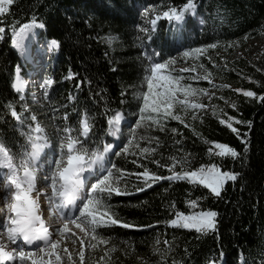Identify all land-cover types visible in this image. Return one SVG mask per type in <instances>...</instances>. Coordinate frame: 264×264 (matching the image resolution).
Listing matches in <instances>:
<instances>
[{"label":"snow or ice","instance_id":"1","mask_svg":"<svg viewBox=\"0 0 264 264\" xmlns=\"http://www.w3.org/2000/svg\"><path fill=\"white\" fill-rule=\"evenodd\" d=\"M13 3L14 0H0V16L9 12ZM166 7L167 10L148 21L150 27L142 26L139 32L150 39V32L155 29L158 20L164 18L179 24L185 20L186 14L195 15L197 6L195 0H187L179 8ZM17 24L19 22L12 25L11 43L24 55L25 41L30 34L35 35L36 29L44 28V24L38 23L35 15L31 22L19 27ZM4 33L5 28L0 26V40L4 39ZM137 39L143 48L146 67L142 75L143 83L133 89L131 96V100L136 103L134 111L129 115L137 117L132 124L125 123L122 126V122L126 120L125 114L118 109L106 108L103 114L107 116L105 129L103 122L90 114L91 110L81 112L76 105H72L71 110L65 106L62 113L51 117V124H45L43 120L49 119L47 113L43 119L38 118L23 94L19 95V111L17 102H8L3 106L5 115L10 114L14 118V129L23 138V143H7L0 133V264H112L111 253L121 249L117 247L118 242L113 241L111 230L116 226L124 229L139 227L122 220L112 203L114 197L133 194L129 191L130 177L134 176L140 182L135 187L136 192L152 188L161 180L186 181L209 189L217 198L221 196L228 182L237 181L239 173L222 171L215 163L192 169L190 154L170 155L166 163H161L163 155L161 154V159H156L155 147L142 146V142L163 146L159 136L151 135L153 130L170 136H182L177 127H169L170 121H177L199 135L195 126L187 121L200 119L203 123V116L198 114L206 111L208 104L195 102L193 98L208 97L211 101L214 93L207 88L193 87L186 81L204 80L212 84V73L201 61L207 59L215 67L209 50L216 49L219 45L212 43L205 48L185 51L183 59L192 61V64L177 71L174 67L177 64L175 58H165L155 49L149 51L143 38L138 36ZM107 42L111 44L113 39L109 37ZM236 43L230 42L227 48ZM51 45L53 48L59 47L56 40L51 41ZM198 68L207 74L188 77L183 75L196 72ZM53 84L52 79L44 81L42 87L45 89V97L48 95L47 89ZM219 87L228 85H213V88ZM12 88L16 93L24 92L25 83L21 79L19 67L15 69V83ZM234 91L242 92L243 97L264 103V95H258L255 91ZM121 95L125 99L120 103L124 104L128 98L124 92ZM128 107L133 105L129 102ZM231 107L237 108V104L232 103ZM219 123L240 138L244 145L243 151L247 154V133L242 136L234 124L247 123L251 129V121L228 117L220 119ZM123 127L128 128L127 133L123 131ZM109 137L110 140L106 139ZM182 142L180 139L175 141L177 145ZM204 143L208 141L205 140ZM214 149L217 151L214 152L213 147H209V156L236 160L241 155L226 143L214 142ZM117 156L125 159L133 157L131 163L143 168V171L131 173L117 167L113 162V157ZM144 159L155 164L157 168H167L169 175L157 174L148 164L141 162ZM189 206L195 209L197 201H190ZM217 215L210 210L193 211L189 215L176 212L175 218L166 221V224L173 228L195 229L206 234L208 230H216ZM86 243L89 249H100L103 254L96 260L86 262ZM162 243L168 244V248L162 250L159 247ZM76 245L79 247L74 254L69 251V247ZM130 248L131 245L124 248V255L129 254ZM173 251L174 247L167 239L162 241L159 236L155 238L152 255L158 257L156 264H168L167 258ZM185 254H188L187 249ZM138 259L139 264H150L143 257ZM171 264H183V260L172 258ZM210 264H215V261Z\"/></svg>","mask_w":264,"mask_h":264},{"label":"trees","instance_id":"2","mask_svg":"<svg viewBox=\"0 0 264 264\" xmlns=\"http://www.w3.org/2000/svg\"><path fill=\"white\" fill-rule=\"evenodd\" d=\"M114 1L120 9L116 13L117 16H122L120 12H124L126 2ZM201 1L203 0H195V2ZM105 2L106 0H14L9 12L0 16V26L5 28L4 39L0 40V117H3L0 118V133L7 143L13 141L23 143V138L14 129V118L10 114L5 115L3 106L8 102H17V110H20L21 93H16L12 88L15 69L19 67L23 75L28 72L27 60L11 43L12 25L19 22L17 24L19 27L29 23L33 15L37 17L38 23L44 24V28L35 31L38 39L54 38L59 43L58 49L53 54L54 60L64 72L65 78L71 81L65 106L68 110H71L72 105H76L81 112L91 110L90 114L95 115L103 122V127L107 128V116L103 115L105 109L117 110L120 106L116 81L119 71L117 73L113 71L108 56L94 48L95 40L85 39L83 24L74 20V15L78 14L80 7L94 10ZM207 13L208 23L213 32L224 42H228L233 37L244 35L252 25L255 27L260 21H264V0H210ZM99 14L100 12L97 13ZM107 20L110 19L104 21ZM112 22L116 24L113 19ZM189 26L186 20L179 24L175 21H167L166 34L171 38L164 43L174 44L176 37L184 40ZM148 42L160 48L158 36L152 37ZM222 70L229 88L226 93L229 100L225 104L214 105L210 113L203 115V123L198 121L194 125L199 135L186 128L191 130L190 135L194 137L188 139L187 144L199 146L202 154H205L209 161L217 164L222 171H232L240 175L237 181H230L225 185L219 198L210 194L205 199L199 200L200 205L195 209L215 211L218 214L216 230H208L206 234H202L195 229L183 232L182 230L185 229L177 228L175 233H179L180 239L175 243L170 258L183 260V264H210L211 261H215V264H262L264 261V103L243 97L242 92L234 90H251L258 95H264V51L252 61L244 57L225 61ZM131 73L128 72L123 76L129 78ZM26 99L37 116L43 118L47 113L49 117L51 108L49 101L38 106L29 97ZM232 103H236L237 108H232ZM228 117H235L245 122L251 121V129L248 128L247 123L234 124L242 136L247 133L246 139L249 141L247 154L243 151L244 145L240 138L219 123L220 119ZM46 121L47 124L53 122L50 117ZM174 123L179 124L177 121ZM99 134L103 135L102 132ZM106 139L110 140V137ZM195 139L200 140V143ZM205 140L213 146L214 152L217 151L214 149V142L228 144L240 152V158L232 160L230 157L209 156ZM196 191L197 188L190 184L182 189H175L174 195L180 202L186 198L190 201L196 198ZM143 192L114 197L112 201L124 198L141 199L146 195ZM149 228L124 229L116 226L111 231L140 247L142 240L151 236L154 230ZM157 259L158 257L155 258L156 261Z\"/></svg>","mask_w":264,"mask_h":264},{"label":"rangeland","instance_id":"3","mask_svg":"<svg viewBox=\"0 0 264 264\" xmlns=\"http://www.w3.org/2000/svg\"><path fill=\"white\" fill-rule=\"evenodd\" d=\"M126 2V8L124 12H120L122 16H117V11L119 12L118 5L114 0H106L104 4H101L94 10H88L80 7L78 14L74 15V20L81 22L83 24L85 39L89 41H94L93 46L97 50H101L105 55L108 56L110 61V66L113 71L117 73L116 81L119 91L120 101L125 99L121 95L122 92L128 98L124 104L120 103L118 110L125 114L126 120L122 122V126L127 124H132L134 120L137 119L135 115H129V113L134 111L135 101L131 100L133 89L143 83L142 75L145 70V62L143 61V48L140 46V41L137 39L141 36L144 40L145 47L149 51L155 49L159 51L165 58H175L177 64L174 66L177 71L184 67H190L192 61H186L183 59V53L185 51H190L195 48H205L206 45L217 43L219 46L216 49H211L210 54L215 61V67L207 61V59L201 62L205 64V67L209 72L212 73L211 80L212 84L204 80H189L193 87L207 88L209 92L214 93V97L209 101L208 97H195L193 98L195 102H202L208 104V108L204 112H200L198 115L203 116L204 114L210 113L214 105L225 104L228 102L229 96L228 87L213 88V85H227L226 80L223 77L222 65L225 61L235 60L240 57H244L249 61L254 60L259 53L264 51V21H260L257 26H251L246 30V33L240 37H233L230 41H223V39L215 34L211 29L207 15L209 12V1L203 0L196 3V14L190 15L186 14L185 20L192 27H188V32L185 39H176V43L168 45L164 41H169L170 36L166 34L167 21L161 18L157 21L155 29L150 32V39L156 38L160 42L159 47L152 46L148 36H145L139 32L140 27H150L148 21L154 19L155 15L162 11L167 10L166 6H174L179 8L187 0H124ZM114 7V8H113ZM115 7L117 9H115ZM114 9V10H113ZM156 11L153 12L152 10ZM100 12L99 15L97 13ZM148 15H145V13ZM113 16H115L113 18ZM73 19V18H72ZM105 19H110L104 21ZM113 21L116 23L114 24ZM100 20V22H98ZM39 29V28H38ZM36 31V30H35ZM38 31V30H37ZM247 39H244V37ZM111 37L113 43L109 44L107 38ZM54 38H44L38 39L37 32L35 35H29L28 39L25 41L26 52L24 54L25 59L28 62V72L27 74H21V79L25 83L24 92L22 93L25 97H29L35 105L42 106L46 101L50 102L51 108L49 109V117L53 115L58 116L62 113L65 102L67 99V92L70 86V80L65 78V74L57 65L54 60V52L58 48H53L51 41ZM57 41V40H56ZM237 42L233 47L227 48L230 42ZM58 42V41H57ZM37 43V44H35ZM134 70V72H133ZM121 71V72H120ZM129 78L124 77V74H128ZM207 73L203 69H197L196 72L183 73L184 76H203ZM47 79H52L54 84L48 89L47 97L44 96V81ZM15 83V80H14ZM33 93H35V98H33ZM223 97V99H219ZM129 102L133 107H128ZM59 110V111H57ZM38 118L42 116L38 115ZM200 122V119L196 121L188 120L187 122L191 125H196ZM47 124L46 119L43 120ZM134 126V124H133ZM169 127H177L182 133V136H170L164 133L152 131L151 135L159 136L161 140L162 147L156 144H147L142 142L144 147H155L157 149L156 159H161V154L163 159L161 163H166L167 158L170 155L182 156L190 154L191 168L195 169L202 165H210L213 162L209 161L205 154H202L199 146L193 144H187L188 139L193 138L190 135V129L181 127L179 124L174 123V121L169 122ZM123 131L127 133L128 128L123 127ZM111 139V138H110ZM177 139L182 140V144L177 145L175 141ZM198 143L200 140L195 139ZM198 145V144H197ZM211 146L207 143V149ZM182 149V151H181ZM140 159L139 157H135ZM151 158V157H150ZM130 157L125 159L123 157H113V162L116 163L117 167L123 168L126 172L136 173L142 172L143 168L138 165H133L131 163ZM142 163L148 164V167L156 171L157 174L169 175L167 168H157L155 164L148 163L147 159L141 161ZM179 170V169H178ZM139 181L135 180V177H130L129 191L135 193V187L139 185ZM190 185L186 181H176L169 182L166 180H161L154 184L152 188L145 190L143 192L146 194L141 199H130L124 198L121 200L112 201L115 206V211L120 216L122 220H126L129 223L138 225L139 227L134 228H149L147 225H152L149 229H154L151 236L146 237L142 240L140 247H138L133 241L120 238L114 231H111V237L113 241L118 242L117 247L121 251L116 253H111L112 264H139V257H143L150 261V264H156V256L152 255V248L154 245L155 238L157 236L163 241L167 239L170 244L173 245L175 249V243L180 239L179 233H175L177 228H173L166 224V221L175 218L176 212H184L186 215L192 214L193 211L199 212L189 206L190 201L187 198L180 202L179 199L174 195V190L182 189ZM197 188L196 198L193 200L197 201V206L200 205L199 200L205 199L209 196L210 190L204 188L203 186L194 185ZM152 207H151V206ZM174 205V207H173ZM2 206V205H0ZM183 232H189L190 229L182 230ZM119 242H123L122 244ZM131 245L128 250L129 254L124 255V248ZM168 244H161L159 247L163 249L168 248ZM79 245L75 247L70 246L69 251L75 254L76 249ZM103 247V246H101ZM111 247V245H109ZM134 250V251H133ZM86 252V262L90 260H96L103 253L100 249L91 250L85 244ZM173 252L169 255L168 264L170 257Z\"/></svg>","mask_w":264,"mask_h":264},{"label":"bare ground","instance_id":"4","mask_svg":"<svg viewBox=\"0 0 264 264\" xmlns=\"http://www.w3.org/2000/svg\"><path fill=\"white\" fill-rule=\"evenodd\" d=\"M30 250V249H29Z\"/></svg>","mask_w":264,"mask_h":264}]
</instances>
